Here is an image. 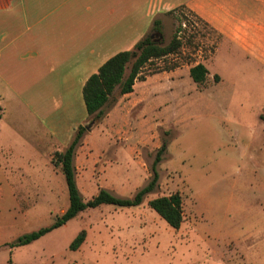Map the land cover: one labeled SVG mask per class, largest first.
Segmentation results:
<instances>
[{
  "label": "rangeland",
  "instance_id": "rangeland-1",
  "mask_svg": "<svg viewBox=\"0 0 264 264\" xmlns=\"http://www.w3.org/2000/svg\"><path fill=\"white\" fill-rule=\"evenodd\" d=\"M177 31L180 50L147 64L133 95L123 98L117 88L104 117L85 122L91 131L78 147L80 167L88 159L85 154L92 156L88 165L94 170L95 185L88 183L87 173L79 176V191L89 201L105 186L118 198H134L153 179L157 154L165 144L156 165L154 191L138 207L101 205L81 212L65 226L18 249L13 259L17 264H240L242 255L248 257L244 261H252L253 252H245L247 245L264 241V71L252 64L241 66L221 52L210 65L206 83L198 85L190 69L206 63L221 38L187 11L164 19L160 30L148 37L153 35L155 43L166 46ZM13 111L3 108L0 138L9 136L23 147L32 132ZM111 112L113 127L106 126L105 131L102 123ZM89 133H93L90 140ZM39 149L46 157L50 152L52 160L58 150L54 143H42ZM99 149L103 153L93 155ZM62 183L66 195L56 199L34 186L20 190L24 199L19 213L37 209L32 220L30 214V220L15 221L12 190L0 189V229L20 225L1 240L0 264H7L11 256L3 244L52 225L67 210L64 176ZM175 193L183 199L184 222L179 230L148 204ZM83 230L85 243L71 251V243Z\"/></svg>",
  "mask_w": 264,
  "mask_h": 264
},
{
  "label": "crops",
  "instance_id": "crops-1",
  "mask_svg": "<svg viewBox=\"0 0 264 264\" xmlns=\"http://www.w3.org/2000/svg\"><path fill=\"white\" fill-rule=\"evenodd\" d=\"M181 11L203 20L221 38L203 63L208 75L221 52L241 66L252 64L264 71V0H11L8 6L0 0V120L3 108L9 106L32 132V139L23 147L12 143L9 136L0 138V189L12 190L15 221L20 217L30 220V214L32 220L37 215V209L19 213L24 199L21 189L34 186L55 199L66 195L64 175L59 167L54 172L51 153L46 157L39 146L54 143L56 152H63L71 144L78 128L89 118L83 98L89 78L109 59L132 50L148 37L155 21L163 26L164 19ZM136 87L137 81L134 90ZM114 115L111 112L104 119L105 131L106 126L113 127ZM93 133H89V140ZM102 153L99 149L93 155ZM85 155L88 159L80 167L79 149L76 152L78 189L79 176L86 173L88 183H96L94 170L91 172L88 165L92 156ZM14 226L19 228V222L11 223L9 229ZM9 229H0V242ZM11 243L2 246L11 250L8 261L17 264L14 254L30 244L11 248ZM245 250L253 252V259L244 261L248 257L242 255L240 264H264V241L248 244Z\"/></svg>",
  "mask_w": 264,
  "mask_h": 264
},
{
  "label": "trees",
  "instance_id": "trees-1",
  "mask_svg": "<svg viewBox=\"0 0 264 264\" xmlns=\"http://www.w3.org/2000/svg\"><path fill=\"white\" fill-rule=\"evenodd\" d=\"M10 1L11 0H4V5L8 6ZM160 28L161 23L155 21L152 31H158ZM178 31L171 42L166 46L152 42L150 37L144 38L139 41L132 50L120 52L109 59L97 73L92 75L83 89V98L88 116L93 117L94 120L102 119L106 114L108 104L114 97L117 88H119L121 96L132 93L135 82L137 80H143L140 75L147 64L176 54L183 45L182 41L178 38ZM130 64V72L126 75L127 67ZM208 73L207 68L203 64H197L190 69V76L194 83L198 85H204L206 83ZM215 79H218V77L216 76ZM86 132L87 129L85 126L81 125L76 131L71 144L63 152H56L53 159V164L60 168L66 180L69 194V206L67 210L57 217L52 225L17 238L9 245L11 248L28 245L39 240L51 231L64 226L87 209L97 208L101 205H114L121 208L138 207L144 202L146 196L154 191L158 181L156 165L161 161V156L166 150L167 146L165 144H163L157 154L153 167V179L147 186L142 188L134 198H118L111 191L101 188L96 196L89 201H84L77 186L74 161L76 151L81 145V141ZM148 204L149 207L159 214L172 228L177 230L181 228L184 222V213L183 199L180 193H175L168 197L155 198ZM86 237V231H81L70 245V249L72 251L78 250L85 242ZM8 264H12V261L9 260Z\"/></svg>",
  "mask_w": 264,
  "mask_h": 264
},
{
  "label": "water",
  "instance_id": "water-1",
  "mask_svg": "<svg viewBox=\"0 0 264 264\" xmlns=\"http://www.w3.org/2000/svg\"><path fill=\"white\" fill-rule=\"evenodd\" d=\"M153 38H154V36L152 35V36H151V41H152V42H154V39H153ZM84 126H85V128H86L87 130L91 131V124H90V125H84Z\"/></svg>",
  "mask_w": 264,
  "mask_h": 264
},
{
  "label": "built area",
  "instance_id": "built-area-1",
  "mask_svg": "<svg viewBox=\"0 0 264 264\" xmlns=\"http://www.w3.org/2000/svg\"><path fill=\"white\" fill-rule=\"evenodd\" d=\"M184 27H185V25H183ZM178 38H180V37H178Z\"/></svg>",
  "mask_w": 264,
  "mask_h": 264
}]
</instances>
